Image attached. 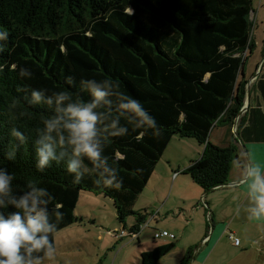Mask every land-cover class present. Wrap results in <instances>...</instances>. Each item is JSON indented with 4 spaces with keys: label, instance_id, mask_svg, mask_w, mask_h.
I'll return each instance as SVG.
<instances>
[{
    "label": "trees",
    "instance_id": "trees-1",
    "mask_svg": "<svg viewBox=\"0 0 264 264\" xmlns=\"http://www.w3.org/2000/svg\"><path fill=\"white\" fill-rule=\"evenodd\" d=\"M255 12L254 0H0V26L9 32L0 41V165L14 173V188L28 181L48 188L55 197L49 207L62 205L57 232L83 221L75 213L83 191L102 194L113 200L124 228L136 215L131 230L140 240L149 213L132 208L173 138L195 139L203 147L185 173L205 193L227 184L242 153L236 134L246 116L236 133L232 128L247 95L245 52L254 48ZM21 67L32 75L21 78ZM81 78L111 80L139 99L159 125L158 135L129 125L127 135L105 142L104 154L123 180L120 188L96 184L95 173L76 181L63 163L43 172L35 167L33 140L47 106H30L25 96L35 87L88 99L78 86ZM221 125L230 131L223 146L209 140ZM13 127L24 132L23 143L10 135ZM9 150L14 160L3 159ZM175 247L157 245L140 261L158 264ZM192 255L190 249L183 264Z\"/></svg>",
    "mask_w": 264,
    "mask_h": 264
},
{
    "label": "clouds",
    "instance_id": "clouds-1",
    "mask_svg": "<svg viewBox=\"0 0 264 264\" xmlns=\"http://www.w3.org/2000/svg\"><path fill=\"white\" fill-rule=\"evenodd\" d=\"M8 39L9 32L0 26V41ZM3 48L4 44L0 43V51ZM31 75L29 68L19 69L21 78ZM65 79L68 84L73 83L71 76ZM78 86L87 93L88 99L74 100L67 91L50 93L46 88L35 87L25 96L30 106H47L43 107L47 114L41 117L42 126L36 129L33 140L35 167L43 172L53 162L63 163L76 181L85 174L95 173L96 184L120 188L123 180L118 168L104 154L105 142L110 137L127 135L129 125L133 129H151L153 135H158L159 125L139 99L120 92L109 79L81 78ZM10 135L21 143L26 139L24 132L16 127ZM142 135L143 132L139 133L137 139ZM15 157V151L9 150L3 159ZM14 179V173L0 165V264H43L45 260H53L57 251L54 236L63 216L59 210L62 205L57 203L50 208L55 197L48 188L28 181L23 188L16 189ZM244 180L249 200L248 218L262 221L264 163L252 159L244 166Z\"/></svg>",
    "mask_w": 264,
    "mask_h": 264
},
{
    "label": "rangeland",
    "instance_id": "rangeland-1",
    "mask_svg": "<svg viewBox=\"0 0 264 264\" xmlns=\"http://www.w3.org/2000/svg\"><path fill=\"white\" fill-rule=\"evenodd\" d=\"M260 0H254L255 9L258 8ZM264 7L260 10V16H254L252 36L262 45L261 36H264L263 22ZM258 20V21H257ZM218 130V129H217ZM218 132V131H216ZM188 146H199L195 139L173 138ZM193 140V141H192ZM163 159L158 163L159 170L165 166ZM154 176V174H153ZM153 192L146 187L135 202L132 211L145 213L158 212L162 204L146 209L147 203L153 198ZM158 199V198H157ZM145 207V208H143ZM165 207H170L166 203ZM160 211V210H159ZM76 215L83 219L82 222L62 229L55 235L56 255L53 260H45L43 264H142L140 255L142 252L154 249L157 243L162 245L169 241L176 244L175 249L163 257L158 264H183L190 249L201 246L204 237L206 222L210 220L205 217V211H201L197 219L190 217V214L168 215L161 212L158 215V224L147 217V224L142 225L140 240L127 237H115L120 235L124 224L117 219V212L113 200L102 194L90 191H83L76 208ZM127 228L136 224L137 217L134 214L127 218ZM160 229H167L175 234L176 239L161 238L154 239L155 232ZM233 231V230H232ZM235 233V232H234ZM235 237L240 240L239 245L230 239V232L222 235L218 246L208 257L203 260L207 251L215 246V236L208 247L202 249V254L195 261L190 259L185 264H264V220L259 223H251L241 232L238 230ZM197 250V249H196ZM193 256V255H192Z\"/></svg>",
    "mask_w": 264,
    "mask_h": 264
},
{
    "label": "crops",
    "instance_id": "crops-1",
    "mask_svg": "<svg viewBox=\"0 0 264 264\" xmlns=\"http://www.w3.org/2000/svg\"><path fill=\"white\" fill-rule=\"evenodd\" d=\"M262 7H264V0L260 1L256 12L252 14L253 18L260 16ZM261 24L264 26V14ZM254 37L253 34V50L245 52V56L247 55L248 58L244 68V77L248 82L256 75L264 61V36H261V47ZM250 90L251 98L248 109L243 114L246 116V124L239 135L242 153L238 155L233 165L227 184L205 193L185 173L191 162L200 158L203 147L199 144V146L190 147L183 142L172 139L164 153L166 155V158L164 157L165 166L163 168L161 166L159 170V165H157L154 176L146 186L158 198L153 195V198L151 197L149 200L150 203H147L150 205H147L146 209L153 208L154 204H162L159 208L160 211L148 212L149 221H154L156 224H158V215L160 216L161 212L163 215H168L167 218L170 215L174 216L175 213L178 215L190 214V217L195 220L200 216L201 211H205V217L210 220L212 226L210 227V223L206 222L201 246L193 248L191 259L193 258L194 261L202 254V249L209 246L214 236L215 246L207 251L203 260H208L214 249L217 248L222 235L225 236L230 232V235L235 236L238 230L243 232L249 224L262 222L250 220L246 212L249 200L244 180V166L250 163L252 159L264 163V67L258 76L252 79ZM232 132L234 133V128H232ZM229 134L228 127L217 126L212 130L209 140L215 145L223 146L228 141ZM166 203H170V207H165ZM156 230L159 231L160 229L157 228ZM170 242L173 241L167 243ZM157 245L159 244L157 243Z\"/></svg>",
    "mask_w": 264,
    "mask_h": 264
},
{
    "label": "built area",
    "instance_id": "built-area-1",
    "mask_svg": "<svg viewBox=\"0 0 264 264\" xmlns=\"http://www.w3.org/2000/svg\"><path fill=\"white\" fill-rule=\"evenodd\" d=\"M260 1H262V0H260ZM117 236L121 237V238L130 236L132 239H135L138 236V233L132 232L131 228L129 229V231H127L126 228L123 227V229L120 232V235H115V237H117ZM161 238H170L173 240V239H176V236H175V234H173L167 230L155 232L154 239L157 240V239H161ZM230 239L234 240L236 245H239L240 240L238 238H236L233 234L230 235Z\"/></svg>",
    "mask_w": 264,
    "mask_h": 264
},
{
    "label": "water",
    "instance_id": "water-1",
    "mask_svg": "<svg viewBox=\"0 0 264 264\" xmlns=\"http://www.w3.org/2000/svg\"><path fill=\"white\" fill-rule=\"evenodd\" d=\"M263 67H264V61H263V63L261 64V66H260L258 72L256 73V75H255L252 79H254L255 77L258 76L260 70H261ZM252 79H251V81L248 82L249 84H248V87H247L246 102H245L244 106L242 107V109H241V111H240L238 117H237L236 120H235V123H234V126H233V128H234V133H236V131H237L238 122H239L240 118L243 116V114H244V113L247 111V109H248V104H249V101H250V98H251V90H250V88H251ZM236 136L239 137L238 134H236ZM222 186H223V185H220V186L216 187L215 189L220 188V187H222Z\"/></svg>",
    "mask_w": 264,
    "mask_h": 264
}]
</instances>
